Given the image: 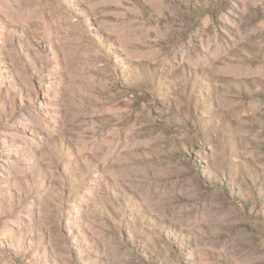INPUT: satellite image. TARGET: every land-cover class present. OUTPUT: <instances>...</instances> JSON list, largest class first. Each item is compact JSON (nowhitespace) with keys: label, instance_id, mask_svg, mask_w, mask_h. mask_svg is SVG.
I'll use <instances>...</instances> for the list:
<instances>
[{"label":"rangeland","instance_id":"1","mask_svg":"<svg viewBox=\"0 0 264 264\" xmlns=\"http://www.w3.org/2000/svg\"><path fill=\"white\" fill-rule=\"evenodd\" d=\"M0 264H264V0H0Z\"/></svg>","mask_w":264,"mask_h":264}]
</instances>
